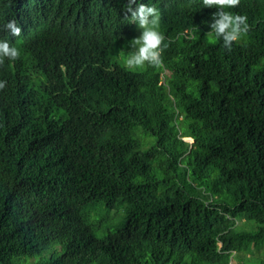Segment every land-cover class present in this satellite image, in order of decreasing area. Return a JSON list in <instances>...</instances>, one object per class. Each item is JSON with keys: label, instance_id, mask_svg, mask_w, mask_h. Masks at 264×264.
Returning <instances> with one entry per match:
<instances>
[{"label": "trees", "instance_id": "trees-1", "mask_svg": "<svg viewBox=\"0 0 264 264\" xmlns=\"http://www.w3.org/2000/svg\"><path fill=\"white\" fill-rule=\"evenodd\" d=\"M138 2L159 68L126 65L127 0H0L21 52L0 66V264H264V0L231 10V51L203 0ZM102 206L123 219L100 236Z\"/></svg>", "mask_w": 264, "mask_h": 264}, {"label": "clouds", "instance_id": "clouds-1", "mask_svg": "<svg viewBox=\"0 0 264 264\" xmlns=\"http://www.w3.org/2000/svg\"><path fill=\"white\" fill-rule=\"evenodd\" d=\"M135 5V7H133ZM205 8H215L209 25L217 41L222 40L223 47L227 51L232 50V45L239 42L250 30L248 17L231 11L239 7L240 0H203ZM123 20L135 23L140 30V35L129 42L131 51L127 52L125 62L130 70L155 67L163 64L165 51V36L159 30L161 12L155 6L139 3L138 0H127L123 12ZM3 30L9 32L12 37L21 36V28L15 19L3 25ZM122 55H125L123 52ZM21 52L12 46L7 40H0V66L5 60L16 61ZM7 85V81L0 80V91Z\"/></svg>", "mask_w": 264, "mask_h": 264}, {"label": "rangeland", "instance_id": "rangeland-1", "mask_svg": "<svg viewBox=\"0 0 264 264\" xmlns=\"http://www.w3.org/2000/svg\"><path fill=\"white\" fill-rule=\"evenodd\" d=\"M168 77V72H165ZM172 77V76H171ZM186 141L191 142L190 140L186 139ZM93 215L90 216V222L98 229V232L100 233V236H103L105 233L115 229V227L120 225V222L123 219V212L122 211H116V210H108L106 207L102 206V208L96 209L93 211ZM260 253H253L251 257H239V260H236V258L233 261V263L238 264H258ZM248 261H247V260Z\"/></svg>", "mask_w": 264, "mask_h": 264}]
</instances>
